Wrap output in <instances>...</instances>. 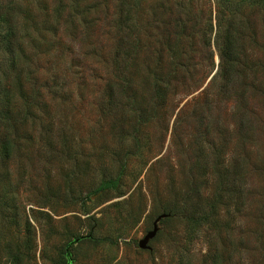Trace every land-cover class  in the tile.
<instances>
[{
	"label": "rangeland",
	"instance_id": "obj_1",
	"mask_svg": "<svg viewBox=\"0 0 264 264\" xmlns=\"http://www.w3.org/2000/svg\"><path fill=\"white\" fill-rule=\"evenodd\" d=\"M0 264H264V0H0Z\"/></svg>",
	"mask_w": 264,
	"mask_h": 264
},
{
	"label": "trees",
	"instance_id": "obj_2",
	"mask_svg": "<svg viewBox=\"0 0 264 264\" xmlns=\"http://www.w3.org/2000/svg\"><path fill=\"white\" fill-rule=\"evenodd\" d=\"M4 31H5V29H4ZM14 34H15V28H14V26L9 25V27H6V31H5V35H4L5 38H7V39H12ZM8 43H9V44H7V46H4V47H5V49L8 50V51H12V49H11V47H12V46H11V43H10V42H8ZM5 49H4V50H5ZM227 50H228L229 53L232 52V53H231V56L229 57V60L233 63V61H232L231 58H232V56L234 55L233 51H235V48H234V47H229V46H227ZM17 61H18V59H17V57H16V56L14 55V53H13V61H12V65L15 66L16 63H17ZM10 144H11V143H8V144H7V146H8L7 149H11Z\"/></svg>",
	"mask_w": 264,
	"mask_h": 264
},
{
	"label": "water",
	"instance_id": "obj_3",
	"mask_svg": "<svg viewBox=\"0 0 264 264\" xmlns=\"http://www.w3.org/2000/svg\"><path fill=\"white\" fill-rule=\"evenodd\" d=\"M165 215H161L157 221L155 222L154 224V229L152 231H150L143 239L140 240L139 242V246L141 248H148V242L151 238H153L156 233H157V230H158V227H157V222L162 218L164 217Z\"/></svg>",
	"mask_w": 264,
	"mask_h": 264
}]
</instances>
